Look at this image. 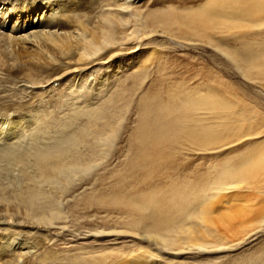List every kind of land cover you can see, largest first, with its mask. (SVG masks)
<instances>
[{"label": "rangeland", "instance_id": "obj_1", "mask_svg": "<svg viewBox=\"0 0 264 264\" xmlns=\"http://www.w3.org/2000/svg\"><path fill=\"white\" fill-rule=\"evenodd\" d=\"M113 13L129 21L85 62L44 47L53 61L38 63L17 39L31 23L59 18L69 35ZM263 63L264 0H0V131L16 134L2 144L19 137L27 152L26 165L2 154L0 264H264V166L240 174L264 153ZM104 124L110 143L93 150ZM75 134L79 179L18 207L36 147ZM13 208L29 219L8 223Z\"/></svg>", "mask_w": 264, "mask_h": 264}, {"label": "bare ground", "instance_id": "obj_2", "mask_svg": "<svg viewBox=\"0 0 264 264\" xmlns=\"http://www.w3.org/2000/svg\"><path fill=\"white\" fill-rule=\"evenodd\" d=\"M35 3H33L32 7L35 6L36 8L43 9L44 3H41V2H38L36 4ZM124 7H128V6H126V4H125ZM167 13L168 12H164L162 14L166 15ZM115 14H114V16L113 15L112 16H103V17L100 16L101 17L100 19H98L96 21H90L88 26L83 25V26H81V28L78 27V29H81V30H79V31L77 30L76 32L72 31L73 33H76L77 36H76V34L70 35V34H72V32L69 33V35H68V34H63L61 32H58L56 29H54L58 26V24H61L58 22L59 18L58 19L53 18L54 20L52 19V20L46 21V24L43 26L45 28V29L43 28L44 30L35 29L34 28L35 23H33V24L31 23L30 25L28 24V25L23 26V30H27V29H29V30L25 34L18 35L17 39L23 41V39L28 38L29 40H31V42H32L31 44L34 47H36L33 55H35V58L37 59L36 61L38 63L42 62L45 64H50L49 62L51 61V63H52V61H53L52 60L53 57H50V55L45 54L46 50H45V52H43L44 50L42 48H44V47L47 48V51H48V49L49 50H51V49L56 50L59 53V56H63V57L67 56V58H69V59L73 58V56H76L77 62H80V61L82 62L84 60L86 61V60H88V58H92V56H94L98 53L100 54L101 52H103L107 48H109L111 45H113V43L116 42L115 41V38H116L115 35H116V32L120 29L119 27L123 26L126 22L129 21V19L126 18L125 16L118 14L120 17V18H118L117 13H115ZM168 14H170V13H168ZM183 16H185V15H183ZM198 17H200V16H198ZM202 17L203 18L205 17V20L207 19L206 12L203 13ZM72 19H74V18H72ZM182 19H183V17H182ZM189 19H191V17ZM189 19H186V20L189 21ZM68 21L73 22V20H68ZM68 21H67V23H68ZM81 23L84 24L83 22H80V24ZM154 23H156V22H154ZM189 23H191V22H189ZM203 23H204V19H203ZM75 24H76V22H75ZM151 24H153V23H151ZM192 24H194V22ZM36 25H37V23H36ZM73 25H74V23H73ZM78 25H79V23H78ZM185 26H187V25H185ZM19 27H21V26H19ZM46 27L48 28L47 30H46ZM63 28H64V26H63ZM19 30L14 24V26L12 27V31L17 32ZM135 30L137 31V28ZM62 31H64V30H62ZM72 36L74 38H71ZM26 41H28V40L26 39ZM103 47H104V50H103ZM108 51H110V50H108ZM42 52L44 54H42ZM46 53H48V52H46ZM108 53H111V52H108ZM52 54H53V52H52ZM68 54L71 57L68 56ZM98 56H101V55H98ZM74 59H75V57H74ZM63 60H66L65 61L66 65L69 63V61L67 59L64 58ZM61 61H62V59H61ZM91 63H92V61L90 63H85V65L88 66ZM93 63H94V61H93ZM39 66H37L38 69H39ZM75 66H77V64ZM83 66H84V64H83ZM51 67H52V65H51ZM262 67L264 68V66H262ZM40 68H42V67H40ZM71 70L72 71H79V68L74 67ZM36 73H38V72L36 71ZM60 75L62 76V74H60ZM55 76H54L55 79H58L60 77V76H56V77ZM21 86H22V91H23V85H21ZM31 86L26 85L25 89L31 90V88L34 87V86L31 87ZM35 87H37V85H35ZM24 92L26 93V90ZM26 95H27V93H26ZM89 122H92V120H89ZM144 122H145V120H144ZM95 123H96V121H95ZM160 127H161L160 130L155 131V133H159V135H153L154 137H152L153 138L152 141L155 145L162 143L164 141V138H166V134L168 133L167 132L165 134L163 131V130L167 129L168 126L165 127L164 125H162ZM172 127H174V126H172ZM3 129H4V127H3ZM14 129L15 128H13L10 131H13ZM108 129H109V126L104 124L101 126V129L97 130V136L95 135L96 141H93V143H94L93 150H95L97 145L101 144L103 147H106L108 145V143H110V140H111V138L109 137L110 134L108 135L105 133L106 130H108ZM168 130H169V128L167 129V131ZM80 134H75L74 137H70V139H69L70 142L66 147L61 145L60 147L56 148V146H55L54 148H52L50 150L46 149L47 151L45 149L40 151V147H36L37 149L35 148L36 149V151H34L35 169L33 170L32 173H29V172H27V174L25 173L24 174V181L21 183H18V184L16 183V185H15L14 191H15L16 196L19 198V202H20L17 204L18 207L22 206L24 208H28L31 210L35 205H37V204H35V203H37L36 202L37 200H39L41 198H46L47 196L49 197V195H51V196L55 195V197H56V195H59V194H62L63 192H65V189H66L68 184L72 183L75 179L76 180L79 179V177L81 175V173H80L81 169L86 164V161H88L87 158L83 157V155L81 154L82 150H80V147L77 148L75 146L76 142L79 139ZM14 135L16 136V134H14L12 132H7V130H1L0 131V166L5 164L4 160H3L4 155L2 156V154H5L6 156H13L15 159L19 160L20 164H21V162L22 163L25 162L24 159L26 158L27 152L22 150L23 149L21 147L22 143L17 142L19 137H17L16 139L13 138V140L11 141L12 143L9 142L6 144L5 143L2 144L3 143L2 141H4V138L12 137ZM104 135H105V137H104ZM35 142L40 143L41 141L39 142V140H38ZM33 143L34 142H32V144ZM25 145H27V144H25ZM35 146H36V144H35ZM57 146H59V145H57ZM23 147H24V145H23ZM49 148H51V147H49ZM92 152H94V151H92ZM94 158L95 157H93V160H94ZM27 164H28V162H27ZM23 165H26V163H24ZM262 166H264V153H262L256 160H254L248 166V167H250V169L248 167H247L248 169L246 168L247 172L245 169V171L243 170L244 172H241L240 174L243 177L248 176L247 178H250V175L253 174L252 176L254 177V175H256V174H254V173H256L255 171L261 170ZM27 170H28V168H27ZM24 193H26V196L28 199L26 197H23ZM17 209L18 208H13L12 210L14 212H9L8 216H7L9 219L7 222L13 226H19V224L23 223V220L29 219L27 217L30 216L29 212L26 210L23 213L18 214L19 212L17 211ZM6 211H10V210L8 208H6ZM43 212L45 213V211H43ZM16 216H18L20 218L23 217L22 221H17V219L15 218ZM54 217L55 216H53V215L44 216V217L41 215H37L36 221L40 224H49L51 222V219ZM1 220H2V222L5 221L3 219H1ZM30 221H31V219H30ZM16 238H13V239H16ZM19 244H21V243H19ZM18 256H21V254L19 253L15 257V260L18 259ZM142 263L143 264H149L147 261H143ZM150 264H152V262Z\"/></svg>", "mask_w": 264, "mask_h": 264}]
</instances>
